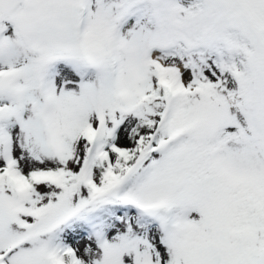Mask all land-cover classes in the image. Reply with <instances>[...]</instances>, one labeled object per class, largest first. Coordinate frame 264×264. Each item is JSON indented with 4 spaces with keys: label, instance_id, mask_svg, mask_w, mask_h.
Instances as JSON below:
<instances>
[{
    "label": "snow or ice",
    "instance_id": "1",
    "mask_svg": "<svg viewBox=\"0 0 264 264\" xmlns=\"http://www.w3.org/2000/svg\"><path fill=\"white\" fill-rule=\"evenodd\" d=\"M0 264H264V0H0Z\"/></svg>",
    "mask_w": 264,
    "mask_h": 264
}]
</instances>
